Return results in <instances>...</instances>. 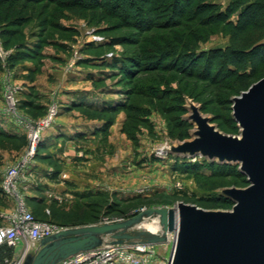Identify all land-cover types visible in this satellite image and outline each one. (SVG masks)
<instances>
[{
    "label": "rangeland",
    "instance_id": "obj_1",
    "mask_svg": "<svg viewBox=\"0 0 264 264\" xmlns=\"http://www.w3.org/2000/svg\"><path fill=\"white\" fill-rule=\"evenodd\" d=\"M230 1L216 0V3L225 8ZM63 2L66 0H54V3H44L34 10L33 6L21 10L24 3L16 5L12 10L8 5L0 7V105L5 110L8 108L10 91L19 115L37 122L46 118L53 103L60 106L57 93L62 95L61 88L68 83L63 74H86L88 81V77H93V82L90 80V83H85V79L73 86L79 89L91 86L96 90L108 88L111 90L109 98L120 103L113 106L127 107L116 113L81 110L68 114V118L110 122L106 134L103 133L93 143L84 144L90 150L92 148V152L101 160L108 158L109 169L113 164L123 161L125 169L132 177L130 180L129 177L104 178L100 175L84 174L109 188L108 192L98 193H60L46 188L41 183L39 197L28 201L31 212L37 218L63 229L116 223L145 209L172 208L181 203L206 212L232 213L234 202L228 192L247 189L250 186L248 177L210 178L213 174L210 165L215 163L238 166L241 171L242 164L206 157L193 162L192 155L183 151L185 146L199 139V126L194 121V112L208 121L222 136L243 139V129L236 121L230 120V116L234 118V104L226 103V93L219 100L207 103L208 99L202 96L206 84L188 78L183 71H164L159 67L148 73L138 70L135 73L142 75L131 80L127 70L123 68L124 58L140 53L141 48H153L152 43L153 46L155 43L159 44V41L170 38L181 30L160 29L159 24L165 21L161 17H155L153 22L157 28L150 33L141 34L131 25L135 19L126 21L110 17L104 11L69 10L61 5ZM21 14L28 18L27 23L19 28L7 29ZM99 18L100 20L96 21ZM46 19H49L47 30L40 27ZM186 26L196 27L206 39V42L200 44L198 53L224 48L229 42L223 25L202 27L192 22ZM5 30L15 33L5 37ZM9 38L11 46L6 49L3 42ZM99 38L104 41L95 44V40ZM47 41L48 43L41 46L39 59L23 60L16 63L14 68L8 67V58L19 45L35 47ZM166 63L165 61L164 64ZM157 64L159 65V62ZM25 65L34 67V72L22 70ZM47 74L56 75L52 77ZM97 76L101 78L99 82L94 81ZM263 78L264 65L258 68L256 74L257 82ZM230 82L226 84L227 90L235 91L229 97L233 102L247 90H237L234 83ZM145 83L159 88L160 96L158 97L157 93H142L140 88ZM165 90L175 93H164ZM59 110L61 114L62 108ZM111 139L113 143L110 142ZM29 148L26 132L19 138L0 137V182L2 174ZM157 153H160L159 156ZM137 157L143 158L141 164L136 163ZM156 163L162 166H165L163 163L168 166L174 164L175 167L168 170L158 167ZM142 164H146V167ZM98 194L104 195L106 200L96 198ZM99 201L103 202L102 206L97 204ZM133 202L147 203V206L133 210L126 216H117L118 209L124 210ZM10 207L11 203H6L0 197V210H8ZM1 224L3 220L0 219ZM164 249L165 251L161 246L157 247L158 252L169 256L168 248Z\"/></svg>",
    "mask_w": 264,
    "mask_h": 264
},
{
    "label": "water",
    "instance_id": "obj_2",
    "mask_svg": "<svg viewBox=\"0 0 264 264\" xmlns=\"http://www.w3.org/2000/svg\"><path fill=\"white\" fill-rule=\"evenodd\" d=\"M234 118L243 139L225 137L194 112L199 139L183 148L192 156L241 163L250 186L231 190L232 213L206 212L178 204L145 209L129 219L67 228L41 240L22 264H59L108 241L113 244L159 246L177 234L173 259L168 264H264V78L233 100ZM157 221L161 234L142 230Z\"/></svg>",
    "mask_w": 264,
    "mask_h": 264
},
{
    "label": "trees",
    "instance_id": "obj_3",
    "mask_svg": "<svg viewBox=\"0 0 264 264\" xmlns=\"http://www.w3.org/2000/svg\"><path fill=\"white\" fill-rule=\"evenodd\" d=\"M21 3H24L21 10H25L30 6H33L34 10L44 3L52 4L54 0H0V7L8 5V8L12 10ZM61 5L69 10L104 11L110 17H118L126 21L135 19L131 25L135 26L136 31L141 34L150 33L157 28L153 22L155 17H161L165 21L159 24L160 29L165 31L181 30V32L170 38L161 39L162 41H159V44L155 43L153 46L154 43H152L153 48H141L140 53L124 58L123 68L127 70L126 73L131 80H135L142 75L135 73L138 70L148 73L159 67L160 70L164 71L170 69L183 71L188 78L197 79L206 84L202 96L208 99L206 100L207 103L219 100L226 93V103L233 104L229 97L235 91L233 89L227 90L226 83L231 81L230 83H234L237 90H248L253 83L257 82L258 68L264 65V0H231L225 8L216 3V0H66ZM99 20L100 18L96 21ZM27 21L28 18L21 14L11 22L12 24L7 26V29L11 27L19 28ZM192 22L202 27L223 25L229 40L226 47L198 53L200 44L206 42V39L201 36L196 27L190 26L188 28L186 26ZM47 24H49V19L44 20L40 27L47 30ZM14 33L11 30H5L3 36H12ZM10 41L9 38L3 42L6 49L11 46ZM46 43L48 41L43 42L41 45L37 44L35 47L34 45L33 47L19 45L8 58V67L14 68L16 63L23 60L39 59L41 57V46ZM145 54L146 56H144ZM1 61L0 59V63ZM165 61L166 64H164ZM140 91L142 93L148 92L151 95L157 93L158 97L161 93L159 88L148 83L142 84ZM171 92L175 93L171 90H165L164 93ZM119 104L117 103V105ZM126 107L127 105H120L119 107L110 105L91 112L116 113ZM181 111L184 110L181 109ZM230 120L236 121L233 116H230ZM106 124L105 130L111 125L108 121H106ZM0 137L14 138L4 133H0ZM181 140H183V137ZM44 147L43 143L39 145L36 159L40 156L41 151L45 149ZM210 169L213 171L210 178L224 176L247 177L238 170V166L214 163L210 165ZM95 197L102 201L106 200L102 194ZM102 201L97 202V204L102 206ZM144 206H147V203L133 202L124 210L118 209L116 214L119 217L126 216L133 210ZM37 219L44 221L40 218ZM6 255L11 256L12 250L5 246L0 249V264L3 263Z\"/></svg>",
    "mask_w": 264,
    "mask_h": 264
},
{
    "label": "crops",
    "instance_id": "obj_4",
    "mask_svg": "<svg viewBox=\"0 0 264 264\" xmlns=\"http://www.w3.org/2000/svg\"><path fill=\"white\" fill-rule=\"evenodd\" d=\"M22 70L34 72L35 68L25 65L22 66ZM47 75L54 77L56 74ZM63 75L67 77L68 80H66V82L68 81V83L61 88L62 95L57 93L60 98L59 104L62 108L61 114L54 125L44 134L43 145L45 149L41 151L38 159L35 160L33 166L24 174L18 185V191L26 207L30 211L31 209L28 206V201H33L39 197L38 194L42 190L41 183H43V186L46 188L60 193L66 191L98 193L101 191L108 192L109 188L99 184V182L92 177L89 178V176H85L84 174L100 175L104 178L105 176L110 178L132 177V174H129L128 170L125 169L126 165L123 164V161L113 164L109 169L107 168L108 158L101 160L96 156L97 154L95 152H92V148L90 150V148L86 147L84 144L93 143L99 139L103 133L106 134V121L83 120L81 118L71 120L68 118V114L75 113L76 111L99 110L116 104L117 102L115 100L109 98L111 90L108 88L96 90L91 86L79 89L73 85L85 79V83H90L93 77H88V81L86 74ZM94 78V81L97 82L101 79L98 76ZM0 133L14 138L23 137L25 134L24 127L17 119L8 115L5 108L1 105ZM110 142L113 143L112 139ZM19 160L20 158L14 164ZM142 161L143 158L137 157V164H141ZM156 164L158 167L168 170L175 167L174 164L170 166L164 163L163 165L165 166L160 165V163ZM145 165L146 164H142V166L146 167ZM130 170L131 169H129V171ZM5 173L6 171L2 174L0 182V197L6 203H11V207L8 210H0V214L11 215L17 211L19 204L15 197H6L2 193L1 185ZM135 178L134 176V180H136ZM33 249V243L23 241L16 250L17 252L24 253L31 252Z\"/></svg>",
    "mask_w": 264,
    "mask_h": 264
},
{
    "label": "built area",
    "instance_id": "obj_5",
    "mask_svg": "<svg viewBox=\"0 0 264 264\" xmlns=\"http://www.w3.org/2000/svg\"><path fill=\"white\" fill-rule=\"evenodd\" d=\"M103 41V39L99 38L94 43L99 44ZM8 92L9 98L7 100L8 108L6 113L17 119L25 128L30 148L16 164L6 170L1 185L3 195L15 197L19 205L17 211L11 215L0 214V218L3 220V224L0 225V249L6 246L12 250V255H6L2 264H22L28 252L20 253L16 249L23 241L33 243L34 251L41 240L63 230V228L51 222L37 219L26 207L18 191V185L22 177L35 163L39 145L44 141V134L54 125L57 116L60 114L59 109L61 107L53 103L46 118L36 122L19 115L13 94L10 91ZM159 152L161 153L162 151ZM160 153H157V155L159 156ZM202 158V155H197L192 156L191 159L196 162ZM176 242L177 234L172 233L168 236L167 244L159 245L163 248V251H165V247L168 248L169 256H167L162 254L161 251H157L158 246L113 244L108 241L101 247L70 257L59 264H168L173 259Z\"/></svg>",
    "mask_w": 264,
    "mask_h": 264
},
{
    "label": "bare ground",
    "instance_id": "obj_6",
    "mask_svg": "<svg viewBox=\"0 0 264 264\" xmlns=\"http://www.w3.org/2000/svg\"><path fill=\"white\" fill-rule=\"evenodd\" d=\"M143 228L150 231V232L161 234V229H160L157 221H155L153 223H146V224H144Z\"/></svg>",
    "mask_w": 264,
    "mask_h": 264
}]
</instances>
